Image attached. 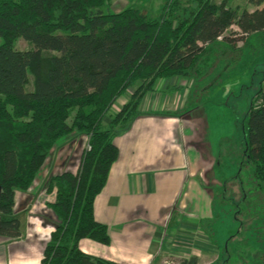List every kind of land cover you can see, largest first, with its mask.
<instances>
[{
    "label": "trees",
    "instance_id": "obj_1",
    "mask_svg": "<svg viewBox=\"0 0 264 264\" xmlns=\"http://www.w3.org/2000/svg\"><path fill=\"white\" fill-rule=\"evenodd\" d=\"M187 1L165 0L158 16L149 17L134 7L108 12L111 0H0V235H20L15 191L31 186L51 148L73 132L86 135L90 145L75 173L55 177L51 208L58 222L40 264H118L77 245L80 238L109 242L107 226L93 216V201L118 156L113 136L139 114L158 79L191 75L219 38L232 45L224 36L231 25L243 39L264 31V0H246L252 10L230 8L228 0ZM17 38L33 48H14ZM129 88L127 101L109 115ZM246 126L245 156L264 194L262 87ZM197 260L192 255L182 264Z\"/></svg>",
    "mask_w": 264,
    "mask_h": 264
},
{
    "label": "crops",
    "instance_id": "obj_2",
    "mask_svg": "<svg viewBox=\"0 0 264 264\" xmlns=\"http://www.w3.org/2000/svg\"><path fill=\"white\" fill-rule=\"evenodd\" d=\"M178 83L177 77L158 79L141 99L139 114L113 136L118 156L93 201V216L107 226L109 242L80 238L83 253L118 264H158L170 253L200 257L199 245L208 238L201 213L211 194L202 173L208 160L200 147V126L180 115L186 91ZM132 90L120 96L118 106ZM27 190L15 191L20 235H0V264H40L54 229L35 213L50 210L53 190L43 197L50 202L30 206L23 216L30 204Z\"/></svg>",
    "mask_w": 264,
    "mask_h": 264
},
{
    "label": "rangeland",
    "instance_id": "obj_3",
    "mask_svg": "<svg viewBox=\"0 0 264 264\" xmlns=\"http://www.w3.org/2000/svg\"><path fill=\"white\" fill-rule=\"evenodd\" d=\"M164 1L111 0L106 11L134 7L156 17ZM220 1L215 0L216 4ZM227 4L230 8L254 9L246 0H228ZM234 31L238 28L231 25L224 33L233 39L232 45L219 38L198 59L191 75L177 77L186 91L180 115L200 126V147L208 160L207 171L202 173L211 194L201 209L202 230L208 238L199 245L197 264H264L263 183L255 177L253 165L245 156L246 115L253 97L260 87L264 88V31L245 39ZM13 47L26 50L33 44L17 38ZM30 88L31 84L27 85ZM120 100L117 98L109 114L121 107ZM89 149L88 137L82 133L73 132L59 140L28 188L30 204L21 215L25 216L34 204V209H39L42 201L50 202L43 199L48 191L53 190L54 202L55 177L65 171L75 173ZM35 213L40 215V223L53 226L58 222L51 206L50 210L41 208ZM176 256V264H182L181 255ZM158 264H163L162 260Z\"/></svg>",
    "mask_w": 264,
    "mask_h": 264
},
{
    "label": "built area",
    "instance_id": "obj_4",
    "mask_svg": "<svg viewBox=\"0 0 264 264\" xmlns=\"http://www.w3.org/2000/svg\"><path fill=\"white\" fill-rule=\"evenodd\" d=\"M176 254L170 253L168 255H165L162 259V263L163 264H176V262L174 261V259H176ZM178 258V257H177ZM180 258H187L185 256H181Z\"/></svg>",
    "mask_w": 264,
    "mask_h": 264
}]
</instances>
